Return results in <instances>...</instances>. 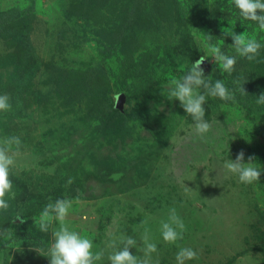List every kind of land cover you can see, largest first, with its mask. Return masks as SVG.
<instances>
[{
  "label": "rangeland",
  "instance_id": "1",
  "mask_svg": "<svg viewBox=\"0 0 264 264\" xmlns=\"http://www.w3.org/2000/svg\"><path fill=\"white\" fill-rule=\"evenodd\" d=\"M232 26L264 45L232 0H0V94L12 103L0 138L22 141L14 197L0 211V230H14L0 238V264H49L58 223L38 225L58 198L73 200L69 226L105 250L97 264L123 236L142 249L145 228L159 264H176L180 247L198 253L186 264H264V172L244 184L222 167L241 150L264 167V47L239 57L223 35ZM210 45L237 57L231 74ZM201 56L205 75L235 94L208 98L204 136L166 87ZM172 207L187 228L176 244L160 233Z\"/></svg>",
  "mask_w": 264,
  "mask_h": 264
},
{
  "label": "clouds",
  "instance_id": "2",
  "mask_svg": "<svg viewBox=\"0 0 264 264\" xmlns=\"http://www.w3.org/2000/svg\"><path fill=\"white\" fill-rule=\"evenodd\" d=\"M232 4L239 10V14L249 21L258 24L259 30L264 31V0H232ZM234 26L225 28L223 35L231 37L233 47L239 57L248 61L255 60L262 45L254 36L249 37L244 32L237 34ZM209 40L212 38L208 35ZM209 51L213 61L218 64L223 72L231 74L237 63V57L225 54L219 45H210ZM206 57L201 56L186 70L180 69L179 73L167 82L168 99L178 100L180 107L194 122V132L198 136H204L211 130L212 124L205 119V104L209 97L219 98L222 101H235V94L225 85L224 81L217 79L214 82L211 75L206 76L202 64ZM239 91L247 94L243 84ZM257 104H264V93L257 96ZM12 109L11 97L0 94V112H8ZM182 127V125H181ZM22 147V141L18 136H6L0 138V211L10 208L9 198L14 197L12 174L16 166V158ZM226 174L238 177L239 182L251 184L259 181L264 167L256 162L254 156H249L245 162V153L241 150L236 158L224 160L222 165ZM118 178V177H114ZM68 184L72 183L69 178ZM73 200L58 198L49 202L40 213L39 229L48 232L52 222L58 223V227L52 229V242L48 247L47 256L49 264H97L104 255V249H94V242L87 235L74 230L67 223ZM147 223V221H145ZM187 231L184 220L178 214L175 207L168 211L167 219L160 221V233L164 242L176 244L184 238ZM13 229L0 230V238L5 241L12 238ZM142 249L138 248L135 236H123L120 239V247L111 245L115 250L108 253L109 264H159V259L153 257L157 252V244L153 242L148 228L144 229L140 237ZM131 248L142 251V256L134 255ZM198 253L191 247H180L176 253V264H186V261L194 260Z\"/></svg>",
  "mask_w": 264,
  "mask_h": 264
}]
</instances>
